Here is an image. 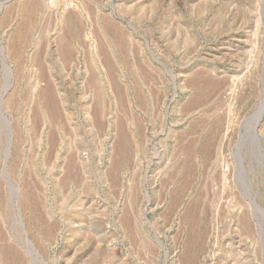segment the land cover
<instances>
[{
  "label": "rangeland",
  "instance_id": "obj_1",
  "mask_svg": "<svg viewBox=\"0 0 264 264\" xmlns=\"http://www.w3.org/2000/svg\"><path fill=\"white\" fill-rule=\"evenodd\" d=\"M0 264H264V0H0Z\"/></svg>",
  "mask_w": 264,
  "mask_h": 264
},
{
  "label": "bare ground",
  "instance_id": "obj_2",
  "mask_svg": "<svg viewBox=\"0 0 264 264\" xmlns=\"http://www.w3.org/2000/svg\"><path fill=\"white\" fill-rule=\"evenodd\" d=\"M58 1H59V0H50V3H51V4H54V5H57ZM27 192H28V190H27ZM37 195H38V194H37ZM31 196H32V191L29 190V192H28V201H29V203H30L31 205H33V204H32L33 201H32V199L30 198ZM25 200H26V199H25Z\"/></svg>",
  "mask_w": 264,
  "mask_h": 264
},
{
  "label": "built area",
  "instance_id": "obj_3",
  "mask_svg": "<svg viewBox=\"0 0 264 264\" xmlns=\"http://www.w3.org/2000/svg\"><path fill=\"white\" fill-rule=\"evenodd\" d=\"M70 6H74L73 2L70 3Z\"/></svg>",
  "mask_w": 264,
  "mask_h": 264
}]
</instances>
